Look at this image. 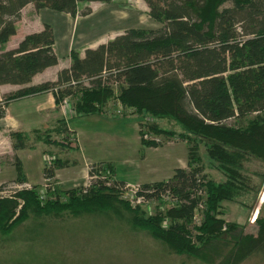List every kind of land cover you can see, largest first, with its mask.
<instances>
[{"label": "trees", "instance_id": "obj_1", "mask_svg": "<svg viewBox=\"0 0 264 264\" xmlns=\"http://www.w3.org/2000/svg\"><path fill=\"white\" fill-rule=\"evenodd\" d=\"M92 1L114 0H0V85L25 86L0 94V118L5 117L11 101L47 91L54 93L57 102L77 98L75 108L80 115L102 113L115 99L133 113L177 122L181 126L177 135L188 144L194 139L203 143L207 160L224 178L217 182L207 176L206 181L203 166L197 165L200 148L189 146L188 168H176L169 180L140 185L148 200L158 201L167 195L179 206L166 215L159 210L145 216L147 210L121 199L127 183L115 178L113 163L92 164L89 174L96 177L88 186L72 190L66 201L50 196L43 199L41 186L0 196V251L10 248L14 231L28 221L45 226L48 218L90 214L125 220L133 229L147 231L168 252L196 257L192 259L203 264H243L252 256L264 257V217L256 220V234L245 233L247 224L224 218L225 201L257 192L256 178L264 180L263 167V171L251 172L247 181L249 174H244L248 170L243 165L247 161L264 165V0H144L149 16L160 28L128 29L86 49L83 57L73 51L71 65L59 71L57 80L28 85L36 74L56 65L58 56L48 23L41 31L25 35L17 47L5 48L17 33L22 9L32 3L37 10L85 16L91 8L80 10V4ZM230 119L240 125L228 124ZM63 125L54 134H71ZM145 126L155 135L176 134L155 121ZM139 132L143 145H162V141L144 139L143 129ZM47 134L48 138L52 135ZM27 135L10 133L14 150L28 148ZM16 164L18 182H26L19 158ZM67 165L66 160L56 158L45 165L44 179L50 184L56 171ZM105 170L108 176L103 177ZM203 204L204 219L193 226L194 237L190 225L195 209ZM169 217L172 219L164 225ZM223 241L227 251L218 258Z\"/></svg>", "mask_w": 264, "mask_h": 264}, {"label": "rangeland", "instance_id": "obj_2", "mask_svg": "<svg viewBox=\"0 0 264 264\" xmlns=\"http://www.w3.org/2000/svg\"><path fill=\"white\" fill-rule=\"evenodd\" d=\"M92 6L95 7L94 12L80 22L71 23V28L62 19V13L56 10L47 8L40 18L43 21L54 22L57 25L56 29L64 30L65 34L70 31L69 38L72 37L75 48H80L82 43L105 37L118 29L132 27L157 29L161 27L160 23L149 16V8L144 0H114L112 3L98 2ZM30 9H25L19 22L16 23L17 30L19 24L20 32L24 31L28 25L29 17H33L30 16L32 14ZM23 87L25 86L12 92ZM77 101L78 99L74 97L59 99L58 102L55 99L56 115L59 117L58 122H61L57 125L58 132L63 129V123L66 124L68 121L71 128L79 132V136L73 132H70L73 134H64V136L56 133L49 135V139L46 132L37 131L24 138L28 148L21 150L20 153L13 149V138H4L6 143L0 141V187L4 185L7 188L3 195L9 194L8 191L10 192L15 184H21L18 182L17 158L23 162L25 175L30 180V182L25 181L31 186H41L44 190L43 199L50 196L52 199L59 197L61 201L68 200L72 190L88 186L90 181L96 177L89 174L94 162L96 166L111 162L117 172L115 178L127 183L121 199L133 207L141 206L147 210L149 213H144L145 216L159 210L166 215L172 208L179 206L175 198L166 195L158 201L137 203L138 200L134 202V197H132L134 188L144 182L165 181L172 178L175 167L178 168L181 165L180 159H186L187 154L189 157V146L195 148V145L200 148L198 152L201 160L197 165L204 167H202V174L205 180L208 181L207 176L217 182L223 180L221 171L207 160L203 143L199 144L200 141H194V139L188 144V141L182 140L177 135L181 132V126L174 120L133 113L132 110L118 105L115 99L105 106L104 113L80 115L75 108ZM249 118L243 120L244 125ZM139 121V130L143 129L145 132L144 139L162 141V145L167 144L155 149L143 145L138 131ZM153 121L157 122L162 129L168 132L175 131L176 134L155 135L151 133L145 123ZM227 123L234 126L240 125L239 121L234 119L228 120ZM56 158L66 160L72 166L80 163L77 166L78 169L90 163L87 167L88 172L87 174L81 172L80 176L74 180L69 177L67 171L63 170L59 178H55L50 184L49 181L44 180L41 184H37L40 182L43 167L53 163ZM70 165L68 168H72ZM243 165L245 170H248V173L244 174H249L246 175L249 182L251 172L263 171L264 167L260 161H247ZM106 173L108 171L103 172L102 176H108ZM256 183L259 184L257 192L242 196L236 201L224 202L226 206L224 218L230 222L247 224L245 233L256 234L258 228L256 220L259 216L264 217V180L256 178ZM45 184L51 186L49 192L44 187ZM206 199L204 198V201ZM205 207L206 204H203L195 209L190 225L194 237L196 231L193 226H199L203 222ZM110 216L86 214L76 217L65 214L48 218L45 226L28 221L14 231L9 243L10 248L4 252L0 251V264H203L200 260L192 259L196 257L178 256L168 252L165 245L153 239L147 231L133 229L127 221H119L115 217L110 219ZM254 217H256L255 221H253ZM171 219L169 217L164 225H168ZM231 235L237 236V233ZM25 237L30 241H25ZM219 249L223 252L218 257L221 258L222 254L227 251L225 241L221 243ZM250 258L243 264H264V257L252 256Z\"/></svg>", "mask_w": 264, "mask_h": 264}, {"label": "crops", "instance_id": "obj_3", "mask_svg": "<svg viewBox=\"0 0 264 264\" xmlns=\"http://www.w3.org/2000/svg\"><path fill=\"white\" fill-rule=\"evenodd\" d=\"M112 2H110V3H112ZM97 3H98L97 1H92V2H86V3L80 4V10H82V8H84L86 6L91 8L92 12L88 15H85V16L81 15L80 13L73 16L69 13L60 12V13H62L61 14L62 19L65 22H67L71 28L72 24H74L76 22H80L81 20L89 17L95 10L94 9L95 7L92 5L93 4L95 5ZM101 3H103V2H101ZM28 8L29 9L31 8L30 10H32V11L30 13H32V14L30 16H33V17H29L28 25H26L25 30L22 32H20L19 24H18L17 33L15 35H13L11 37V39L7 42L6 49H12V48L17 47L19 42L24 38L25 35H27L29 33L41 31L43 29L44 25L46 23H48L53 28L54 50L58 56V63L56 65L48 67L44 71L36 74L33 77L31 83L28 85H35V84H40V83H43L46 81L57 80L59 71L64 69V68H68L71 65V63H72L71 53L73 51L78 52L80 54V56L83 57L85 55L86 49L96 48L98 45H100L102 43H106L109 40L116 37L117 35H120V34L124 33L126 30L131 29V28H128V29L114 30L111 33H109L108 35H106L105 36L106 38L102 37V38H99V39L94 40V41L82 43V44H80V46H81L80 48H75L74 47L75 46L74 41H73L72 37L69 38V32L70 31L67 34H65L64 30L62 31V30L56 29L57 25H55L54 22L43 21L40 18L41 14L44 13L47 10V8H42L40 10H37L32 3H29L22 9L21 14H23L24 10L28 9ZM123 18H126V17H123ZM132 28H137V27H132ZM21 86L22 85H13V84L0 85V94L3 95L6 93H9V92H12V91L16 90L17 88H20ZM117 104L119 105V103H117ZM115 107H116V104H115ZM102 113H104V112H102ZM58 118L59 117L56 115L55 97H54L53 92H51V91L33 94V95H28V96H24V97L19 98V99H15V100L10 102V104L7 108V112H6L5 117L0 118V141L6 143V140L4 138L9 139L10 138L9 134L12 131L20 132V133L28 134V135L31 133L35 134L37 131H44L47 133L49 132V133L54 134L56 131L57 132L59 131V128H57V125L59 123ZM139 124H140V121L138 122V131H140L139 130V127H140ZM66 127L68 128V130L70 132H73L76 136H79V132L77 130L72 129L71 126L69 125L68 121H66ZM73 133H71V134H73ZM139 135H140V132H139ZM140 141H141V136H140ZM169 143H172V142H169ZM166 144H163L160 146H148V147L155 149V148L163 147ZM79 147H80V145H79ZM21 150H24V149H21ZM21 150H18L19 153L21 152ZM180 160H181V165H179V167L188 168V154H187L186 159H184V160L180 159ZM22 164H23V162H22ZM89 164L90 163L84 164L80 169L77 168V166L80 165V163L78 165L75 164L73 166L68 164L66 166V168L58 170L55 178L58 179L59 175L61 174V171L63 172V170H65V171H67L69 177H72V179L75 180V178L77 176L78 177L80 176L81 172H84L85 174H87V172H88L87 167ZM93 164H96V163L94 162ZM69 165H70V167L72 166V168H68ZM24 168H25V166L23 164L22 176L25 178V180H29L27 178V176L25 175V169ZM176 168L177 167H175V169ZM43 169H44V167H43ZM43 169L41 172L40 182H38L37 184H41L43 182V180L45 181V179L43 177ZM116 175H117V172H116ZM222 177L224 178L223 175H222ZM157 181H161V180H157ZM29 182H30V180H29ZM150 182H156V181H150ZM150 182H144V183H150ZM262 193H263V191L260 193V195ZM260 195H259V197H260ZM239 224H241V223H239Z\"/></svg>", "mask_w": 264, "mask_h": 264}, {"label": "built area", "instance_id": "obj_4", "mask_svg": "<svg viewBox=\"0 0 264 264\" xmlns=\"http://www.w3.org/2000/svg\"><path fill=\"white\" fill-rule=\"evenodd\" d=\"M45 181H46V180H45ZM32 187H33V186L29 185L27 182H23V183H21V184H19V185H16V184H15L14 186H12V190H10V192L8 191L9 194L3 195V193H6V191H7V188H6L5 186H3V187L0 189V196H1V197L8 196V195H11V194H13V193H15V192H17V191H20V190H23V189H31ZM44 187H46V190H47V187H49V184H45ZM126 188H127V186L124 187V190H125ZM124 190H123V191H124ZM43 191H44V190H42L41 192H43ZM132 197H134V198H133V201H134V202H136V201L138 200L137 203H142V202L146 203V202L150 201V200H148V199L146 198V196L141 192V188H140V186L134 188V195H133ZM141 201H142V202H141ZM255 220H256V217L253 218V221H255Z\"/></svg>", "mask_w": 264, "mask_h": 264}]
</instances>
